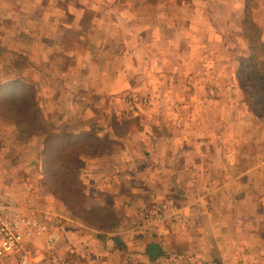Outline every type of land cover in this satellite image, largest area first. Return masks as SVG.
Masks as SVG:
<instances>
[{
  "label": "rangeland",
  "instance_id": "rangeland-1",
  "mask_svg": "<svg viewBox=\"0 0 264 264\" xmlns=\"http://www.w3.org/2000/svg\"><path fill=\"white\" fill-rule=\"evenodd\" d=\"M204 2L46 0L44 9L52 11L47 16L36 11L38 21L34 13L21 12L27 5L20 4L16 22L5 14L0 28V189L14 191L24 210L58 236L52 249L44 238L35 242L34 264H66L59 254L65 211L101 229L117 223L109 208L128 189H116L123 185L117 173L123 148L129 149L134 168L146 152L142 148H157L153 164L158 170L151 178L155 198L133 207V214L128 207L133 238H140L133 228L141 211L160 203L180 209L185 217L180 226L195 236L183 199L188 190L195 193L187 180L204 176L189 169L194 158L211 166L212 174L204 173L210 176L205 193L212 181L249 174L244 170L254 164L264 196V0ZM13 81L27 89L16 85L10 90ZM24 106L28 123L18 124ZM178 151L187 154L179 157ZM53 163H70L76 176L62 171L55 178ZM165 164L181 180L176 196L166 200L171 188L158 180L172 173ZM70 185H79L81 194ZM80 185L97 189L92 202ZM253 187L248 193L256 191ZM98 201L109 202V208ZM177 228L169 223L164 234ZM99 237L91 238L102 242L89 252L92 264H123L118 243L114 249L113 241ZM88 247L81 249V264L88 260ZM18 261L19 255L0 258V264ZM205 263L199 257L194 264Z\"/></svg>",
  "mask_w": 264,
  "mask_h": 264
},
{
  "label": "crops",
  "instance_id": "crops-1",
  "mask_svg": "<svg viewBox=\"0 0 264 264\" xmlns=\"http://www.w3.org/2000/svg\"><path fill=\"white\" fill-rule=\"evenodd\" d=\"M21 1L0 0V28L3 26L5 14L9 15L7 18L16 22L17 18H14L20 11V4L27 5V9L21 12L28 13L27 17L34 13L32 18L37 21L38 19L35 18L36 11H45V16L52 11L49 5V7L44 9L47 6L44 4L46 0H24L23 3ZM201 1L205 3L204 0ZM28 3H31V5ZM201 5L199 4V6ZM57 11L61 12L62 8ZM152 147L141 149L146 150V152H142L143 158L139 157L137 168L131 167L132 161L135 160L131 157L128 158L129 149L123 148L122 150L123 163L118 167L117 173L121 172L122 176L120 178L122 177L121 182L123 185L116 186V189L117 187L128 189L121 191V198L109 200V202L111 201L110 208L108 206L109 202L98 201L100 204H106L109 211L118 220L113 228L101 229L96 224L88 223L86 218L74 217V215L69 216V212L65 211V221H63L62 225L63 233L59 244V247H64L62 253H59L61 260L66 264H81V251L83 253L81 249L89 246L87 250L88 260L84 264H92L90 259L93 257L89 255V252H92L93 245H100L102 242L100 240L94 242L91 238L97 239L101 236L104 237L102 239L103 242L113 241L114 249L116 247L115 242L118 243V250L123 251L124 254L123 264H173L177 259L180 262L186 259L189 264H194L198 262L199 257L207 264H264V196L259 193L261 186L258 182L259 177L254 179V173L258 172L259 168H256L254 164L245 168L244 171L249 172V174L242 173V175L236 176L231 181L221 179L218 184L212 181L209 185L210 192L205 193V189L202 190V188L203 186L207 187L209 183L206 180H209L210 176L204 173L211 175L212 173L209 171L211 166L205 164L203 159L202 162H198L194 158V162L189 169L192 170L191 168H193V171L201 172L204 176L198 175L196 177L194 175L187 180L189 188L193 187L195 193L188 190V193L185 192L187 195L183 199L187 200L186 203L190 212V221L187 224L193 226L194 233L192 235L195 236L190 238V234H186L182 226L178 225L176 226L178 228L169 234H164L165 232L162 234L150 232L152 234L147 233L139 236L140 238L132 237V230L128 227V220L132 215L128 211H132L133 207L137 208L144 204H150L153 201L152 199L155 198V193L153 192L155 184L153 182L154 179L151 178L155 177V175L153 176V171L156 172L158 170L157 166L153 164V156H155L157 148L154 149ZM186 154L187 152L181 154L178 151L177 153L179 157H183ZM158 168L163 169V167ZM164 169L172 172L170 176L162 175L161 179L158 178L163 187L171 188V191L166 193L171 194L170 196L166 195L167 197L164 198L166 200L176 196L173 195L176 193L174 189H179L181 180L171 165L165 164ZM221 174L223 175V172ZM139 180H141L142 187L139 186ZM204 182H206V185ZM253 185L256 191L248 193L253 191ZM80 186L83 194L88 197V201L92 202L94 199L92 200L90 197L92 195L96 196V193H98L97 189L87 190L83 185ZM262 187L264 188V183ZM229 192H231L230 195ZM120 199L123 200L122 205ZM162 199L163 196L157 198V200ZM117 210L122 211L123 214L117 213ZM131 213L133 214L134 212L132 211ZM181 214L184 217V213L181 212ZM185 234L188 235L186 239L188 248H184L181 245V242H184L183 239H185L182 235ZM73 236L76 239H73ZM87 241L90 242V245ZM151 245L158 247L162 256L152 260L148 256V250ZM177 252H182V254H176Z\"/></svg>",
  "mask_w": 264,
  "mask_h": 264
},
{
  "label": "built area",
  "instance_id": "built-area-1",
  "mask_svg": "<svg viewBox=\"0 0 264 264\" xmlns=\"http://www.w3.org/2000/svg\"><path fill=\"white\" fill-rule=\"evenodd\" d=\"M183 220L180 209L175 205L160 203L141 211L133 232L138 236L150 232L162 234L167 224L176 227ZM40 238H44L51 249L58 242L57 234L44 221L24 210L14 191L0 189V258L19 255L18 264H34L32 248ZM52 261L56 259L53 257Z\"/></svg>",
  "mask_w": 264,
  "mask_h": 264
},
{
  "label": "trees",
  "instance_id": "trees-1",
  "mask_svg": "<svg viewBox=\"0 0 264 264\" xmlns=\"http://www.w3.org/2000/svg\"><path fill=\"white\" fill-rule=\"evenodd\" d=\"M249 61H251V59L249 60ZM16 85H19V87L21 88V91L23 90V88H26L27 89V85H25V84H23L22 82H17V81H13V82H11V83H9L8 84V87H9V89L11 90V89H13L12 87H14V86H16ZM20 91V92H21ZM26 91H23V92H21V94H27V93H25ZM4 97V96H3ZM3 97H2V99H3ZM25 98V100H24V103H27V101L29 100V98L27 97V96H24ZM24 105V104H23ZM29 106V105H28ZM25 107L26 106H24L23 107V112L21 113L22 115L20 116L21 117V119L22 120H20L19 122H18V124H27L28 123V121H27V118H26V116H27V114H28V112H26L27 110L25 109ZM18 116V115H17ZM86 139H88L87 137H85ZM60 160V162L62 161L63 162V160L60 158L59 159ZM58 160V161H59ZM72 166H71V164L70 163H65V165L64 164H60V167L59 166H57V165H54V163H53V168L54 169H52L53 170V174H54V177L56 178L57 177V174H59L60 172H62V171H64V172H68V174H70V176H72V178H73V176H76V174H77V171H76V169L75 168H71ZM77 178V177H76ZM70 188H75V190H77V193L78 192H80V194H81V191H80V188H79V185H78V187L76 188V185L75 186H71L70 185ZM95 210H97V211H100L99 209H95ZM114 220H117L116 218L114 219ZM118 221V220H117ZM117 224V223H116ZM116 224H114L113 226H115ZM113 226L111 227V228H113ZM148 256L152 259V260H154V259H157V258H159L160 256H162V253H161V251H160V249L158 248V247H156L155 245H151L150 247H149V250H148Z\"/></svg>",
  "mask_w": 264,
  "mask_h": 264
}]
</instances>
